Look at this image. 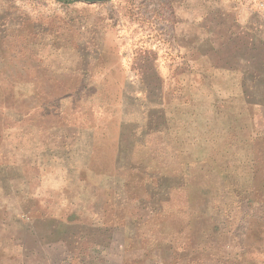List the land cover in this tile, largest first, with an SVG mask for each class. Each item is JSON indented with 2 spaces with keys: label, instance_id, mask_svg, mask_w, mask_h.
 Wrapping results in <instances>:
<instances>
[{
  "label": "rangeland",
  "instance_id": "1",
  "mask_svg": "<svg viewBox=\"0 0 264 264\" xmlns=\"http://www.w3.org/2000/svg\"><path fill=\"white\" fill-rule=\"evenodd\" d=\"M72 1L0 0V264H47L57 243L88 255L67 216L136 215V201L121 208L125 183L151 188L163 167L213 169L161 192L175 250L199 241L228 185L264 206V0ZM51 27L55 40L32 31Z\"/></svg>",
  "mask_w": 264,
  "mask_h": 264
},
{
  "label": "trees",
  "instance_id": "2",
  "mask_svg": "<svg viewBox=\"0 0 264 264\" xmlns=\"http://www.w3.org/2000/svg\"><path fill=\"white\" fill-rule=\"evenodd\" d=\"M58 1L67 5L74 2L72 0ZM52 27L50 31L47 29H43L42 32L32 31L42 35L45 39L55 40L58 33ZM67 27L69 33H74L77 36L79 27H70L69 25ZM89 30H91V38L87 44L88 48L93 54L99 53L95 43L97 30L92 26ZM28 33L31 34V31ZM33 36L35 37L34 34ZM256 39L258 46L264 50V40L258 37ZM63 42L65 46L71 45L67 39H64ZM76 44L73 47L77 48L78 42ZM145 90L142 87L137 88L136 94L143 95ZM134 101L140 102L141 110L150 109V105L147 107L148 100L145 97L134 99ZM168 132L170 135L173 133L171 130ZM174 159L172 158V160ZM187 164L186 169L180 171L171 169L170 172H164L165 168L163 167V173L159 174V178H157L158 182L151 181V188L146 182L132 179L131 173L134 169L127 170L133 182L125 183L123 187L121 208L123 209L130 205L128 203L136 201V205L134 203L132 205L136 207L137 212L139 210L138 216L130 214L127 217L123 214L124 217H121L119 214L114 221H109L105 217V212L100 214L95 210L89 211L86 207L76 213L71 212L66 221L74 215L78 219L75 224L85 226L87 233L82 237V241L87 246L89 253L86 255L85 251L78 250V248L73 251L69 250L61 243L51 244L46 249L52 252L46 256L47 264H146L147 262L149 264H178L180 257L191 258L186 264H241L247 261L249 264L251 257L247 250L254 247V250L264 252V206L257 205L255 210L259 209L261 211L259 213H256L255 210L252 211L254 206L250 207L251 200L243 196L238 197L229 185L220 191L217 200L210 202L209 208L202 213L203 216H200L208 220L210 225L205 232L203 231L199 241L188 243L182 251H178L174 248L172 236L168 239L163 237L161 228L169 213L163 206L167 202L161 201L163 189L167 191L171 188H186L185 184L197 178L192 173L193 167L204 172L205 176L213 173V169L210 167L212 164H209L207 170L204 167L199 168L200 164L208 166L207 162L197 165ZM135 170L140 169L136 168ZM224 173L225 170H222L218 174L222 181H226L229 177ZM223 174L224 176H222ZM222 197H224L223 200ZM113 198L115 199L114 195ZM255 230L257 234L250 240L249 234H255ZM201 254L207 256L204 261L197 259V256ZM260 264H264V259Z\"/></svg>",
  "mask_w": 264,
  "mask_h": 264
},
{
  "label": "water",
  "instance_id": "3",
  "mask_svg": "<svg viewBox=\"0 0 264 264\" xmlns=\"http://www.w3.org/2000/svg\"><path fill=\"white\" fill-rule=\"evenodd\" d=\"M80 3H84L87 5H100L109 2L110 0H75Z\"/></svg>",
  "mask_w": 264,
  "mask_h": 264
}]
</instances>
